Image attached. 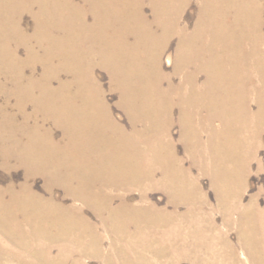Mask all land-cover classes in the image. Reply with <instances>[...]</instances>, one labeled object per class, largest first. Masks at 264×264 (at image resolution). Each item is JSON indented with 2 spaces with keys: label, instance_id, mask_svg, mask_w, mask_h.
<instances>
[{
  "label": "bare ground",
  "instance_id": "bare-ground-1",
  "mask_svg": "<svg viewBox=\"0 0 264 264\" xmlns=\"http://www.w3.org/2000/svg\"><path fill=\"white\" fill-rule=\"evenodd\" d=\"M86 1L92 22L73 0H0V92L7 100L15 97L18 107L14 114L0 104L1 152L6 167L13 159L27 167L25 183L0 185L1 233L13 238L94 236L82 226L88 224L79 211L89 204L104 220L106 213L109 220H151L155 203L148 192L159 186L178 202L197 199L191 180L178 177L184 169L175 168L180 159L170 129L178 105L184 140L196 145L195 128L211 137L213 167L205 169L218 177L221 206L241 205L239 183L264 138V0ZM35 5L40 20L30 35L21 24L22 12ZM176 36L177 59L168 57L174 66L168 72L162 54ZM33 40L44 47L43 54L31 46ZM21 45L29 47L25 59ZM39 62L46 66L40 77ZM98 66L109 71L113 90L120 91L130 130L113 116L96 75ZM204 110L221 124L216 126L207 114L200 117ZM50 120L63 128L61 139L45 126ZM159 168L166 173L161 180L155 177ZM40 173H45L49 191L62 186L74 202L64 207L49 198H31ZM134 187L140 198L129 194ZM118 198L124 208L112 210ZM35 203L45 205V211L33 209ZM141 209H146L143 219ZM244 212L248 221V209ZM227 245L217 252L205 245V250L215 256L230 250ZM245 246L254 264H264L260 241Z\"/></svg>",
  "mask_w": 264,
  "mask_h": 264
},
{
  "label": "rangeland",
  "instance_id": "rangeland-1",
  "mask_svg": "<svg viewBox=\"0 0 264 264\" xmlns=\"http://www.w3.org/2000/svg\"><path fill=\"white\" fill-rule=\"evenodd\" d=\"M73 5L86 13L89 22L93 21L92 18L90 19L89 13L90 2L86 0H73ZM38 10V5H35L32 11L26 9L22 12L21 24L30 35L34 32L35 24L40 20L36 16ZM190 11V8L186 10L187 16L190 14ZM146 12L152 17L150 6H146ZM177 41V36L173 37L167 51L162 54V64L165 71L172 72L174 68L173 62L169 63L167 59L169 56L172 57L173 61L177 59ZM30 44L38 52L44 53V47L39 46L36 40H33ZM82 46L86 47V44ZM19 51L20 57L25 59L28 56L29 47L21 45ZM37 65L36 75L40 77L45 72L46 66L43 62H39ZM31 68V66L27 67L28 74L31 73ZM96 75L104 86L105 97L110 105L113 116L130 130L131 122L129 115L120 105V91L117 89L113 90L112 88V79L109 71L102 66H98L96 68ZM64 78L68 79L71 76L64 75ZM204 79L205 77L202 78V82L205 81ZM177 81H179L178 78ZM58 83V80H56L54 86H58ZM8 88H11V86ZM6 96V93L0 92V104L3 107H7L9 113H18L17 99L15 97H8V101ZM28 105H30L27 108L28 112H33L34 108L32 104ZM252 105L254 110L256 108L255 111L260 108L259 102L255 101ZM178 106L173 113L174 124L170 129L172 146L175 149L174 154L178 160H181L178 163L175 161V168L184 169L185 172H182L181 176L178 175V177H181L180 180L186 178L189 179V182L191 180L193 186H196L195 190L197 189L198 192H196L198 195L197 199L190 202H178L176 200L179 199H176L177 197L172 195V192L160 186L155 187L148 192L150 201L155 203L150 215V217L153 215V219H143L144 213L148 209L146 207V209H141L142 212L140 211V218L143 220L138 221L109 220L107 219V213L104 214V217H106L104 220L90 207V204L84 205L85 207L80 206L79 211L82 212L81 215L83 214L82 216L85 218L86 224H88L82 226L86 227L90 233L93 232L94 236H25L23 238H13L4 236L0 230V246L4 247V251L0 252V264H23V262L29 261L32 264H36L35 260L39 261L40 264H208V262H212L213 264H254L245 244L246 242L255 243L260 241L264 248V138L262 144L251 158L250 168L239 183L242 195L241 205L226 210L220 204L222 201L220 189L217 187L218 177L205 169V167H213L211 158L212 145L208 144L210 136L208 133L199 130V128H195V135L198 137V142L195 141L196 145H194V142L184 140L186 129L181 124V107ZM208 112L204 110L199 116L205 117L208 115L209 118L214 120L216 126L221 124L220 118L213 117L212 112ZM21 119L20 117V121ZM46 123L45 126L48 125L46 126L47 128L50 126L49 129L53 130V132L55 131L54 135L58 140L63 137L64 130L61 126H54V122L51 120L46 121ZM1 147L0 145V185L6 187L12 183L16 185L25 183L27 181V167L24 165L19 166L14 159L11 160V168L6 167ZM124 147L120 146L119 148ZM162 169L159 168L156 171L155 177L158 180L166 176L164 168ZM42 174L37 175V179L34 180L35 186L31 191L34 192L30 194V197L34 199L43 197L45 200L49 198L52 201L60 202V205L64 207H69L74 202V199L65 196V188L62 186L56 187V191L53 193L49 191L46 188L47 177L45 173ZM132 190L129 194L138 195L136 198H140V190L136 187ZM18 195L22 197L27 196L24 193H19ZM10 197L9 193L5 195L6 199H10ZM124 205V202L118 198L112 210H122L124 208L122 206ZM42 206L35 203L32 208L35 210L42 208L45 211V205ZM246 208L250 217L248 221L244 217ZM241 215L244 217V221ZM243 222L246 223L244 224ZM227 242V246L230 245L232 250L231 248L230 250L221 249L222 251L215 256L205 250L206 245L212 251L217 252ZM5 248L7 249L6 251H9L8 253L5 252ZM32 248L35 250H32L31 254Z\"/></svg>",
  "mask_w": 264,
  "mask_h": 264
},
{
  "label": "crops",
  "instance_id": "crops-1",
  "mask_svg": "<svg viewBox=\"0 0 264 264\" xmlns=\"http://www.w3.org/2000/svg\"><path fill=\"white\" fill-rule=\"evenodd\" d=\"M29 240V239H28ZM24 242H25V240H24ZM7 249L5 248V252L6 253H8L9 251H6ZM32 250H35V249H31V254H32ZM2 251H4V247L3 246H0V252H2ZM23 262V261H22ZM35 262H36V264H40V262L39 261H37V260H35ZM43 262V261H42ZM23 264H32L30 261L29 262H26V263H24L23 262Z\"/></svg>",
  "mask_w": 264,
  "mask_h": 264
}]
</instances>
